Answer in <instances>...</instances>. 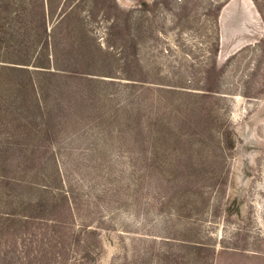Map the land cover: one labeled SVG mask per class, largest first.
Listing matches in <instances>:
<instances>
[{"label":"rangeland","instance_id":"374dc122","mask_svg":"<svg viewBox=\"0 0 264 264\" xmlns=\"http://www.w3.org/2000/svg\"><path fill=\"white\" fill-rule=\"evenodd\" d=\"M0 264H264V0H0Z\"/></svg>","mask_w":264,"mask_h":264},{"label":"trees","instance_id":"16d2710c","mask_svg":"<svg viewBox=\"0 0 264 264\" xmlns=\"http://www.w3.org/2000/svg\"><path fill=\"white\" fill-rule=\"evenodd\" d=\"M70 75L73 76V75H76V74L73 72V73H71ZM80 76H82V75H80Z\"/></svg>","mask_w":264,"mask_h":264}]
</instances>
